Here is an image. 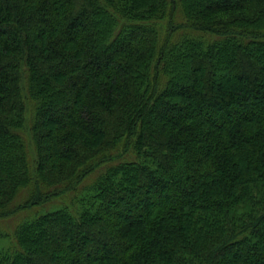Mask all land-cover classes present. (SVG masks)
Returning a JSON list of instances; mask_svg holds the SVG:
<instances>
[{
  "label": "trees",
  "instance_id": "trees-1",
  "mask_svg": "<svg viewBox=\"0 0 264 264\" xmlns=\"http://www.w3.org/2000/svg\"><path fill=\"white\" fill-rule=\"evenodd\" d=\"M198 1L0 0V264H264V0Z\"/></svg>",
  "mask_w": 264,
  "mask_h": 264
},
{
  "label": "rangeland",
  "instance_id": "rangeland-1",
  "mask_svg": "<svg viewBox=\"0 0 264 264\" xmlns=\"http://www.w3.org/2000/svg\"><path fill=\"white\" fill-rule=\"evenodd\" d=\"M198 3H199V5H200V4H201V0H199ZM216 75H217V73H216ZM186 82H187V81H186ZM189 84H192V82L190 81ZM257 103H259V102H257ZM253 106H254V105H252L251 103H249L248 105L244 106L243 109H244V111H249L250 108H252ZM190 110H191V111H194V110H197V109H196V108H190L188 111H190ZM197 111H202L203 113H205V114L211 116V113H210V112H208V111H206V110H203V109L201 110V108L198 109ZM169 113H170V112H169ZM171 114H172V115H175L176 113L174 114V112H173V113H171ZM155 115H156V112H153L152 116L155 117ZM140 206H142V204H140ZM248 264H255V263H254V261H250V262H248Z\"/></svg>",
  "mask_w": 264,
  "mask_h": 264
}]
</instances>
